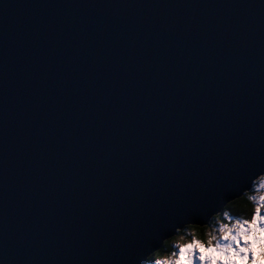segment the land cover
<instances>
[{
	"label": "water",
	"instance_id": "water-1",
	"mask_svg": "<svg viewBox=\"0 0 264 264\" xmlns=\"http://www.w3.org/2000/svg\"><path fill=\"white\" fill-rule=\"evenodd\" d=\"M262 144L264 0H0L7 260H125Z\"/></svg>",
	"mask_w": 264,
	"mask_h": 264
},
{
	"label": "snow or ice",
	"instance_id": "snow-or-ice-1",
	"mask_svg": "<svg viewBox=\"0 0 264 264\" xmlns=\"http://www.w3.org/2000/svg\"><path fill=\"white\" fill-rule=\"evenodd\" d=\"M262 174H264V144L256 149L250 148L242 157H238L237 162L228 171L224 179L216 182L210 188L201 189L198 196L189 204L181 205L176 212L161 217L136 241L128 258L122 261H111L110 264H152L153 256L160 250L161 243L165 244V241H171L172 237L175 236L174 234L183 228L187 222L199 220L205 209H208L204 215V219H207L212 212L217 211L218 206L224 205L225 202L231 204V202L242 198L240 193L243 189L250 187L254 180ZM217 198H220L219 205L209 208ZM252 215L264 217V208H261L258 213L255 209H251L250 217ZM259 226L264 228V220L259 221ZM245 228H247L246 224ZM214 243L220 247H231L240 251L242 247H248L250 242L246 241L235 228H232L228 236L221 234L220 237H216ZM3 246L4 235L0 231V264H18L16 261L7 260L3 255ZM248 255L251 258L252 253L249 252ZM192 261L193 264H201L199 253L195 249L192 250ZM21 264H31V262L24 261ZM68 264H81V262L69 261ZM86 264H94V262L89 261Z\"/></svg>",
	"mask_w": 264,
	"mask_h": 264
},
{
	"label": "clouds",
	"instance_id": "clouds-1",
	"mask_svg": "<svg viewBox=\"0 0 264 264\" xmlns=\"http://www.w3.org/2000/svg\"><path fill=\"white\" fill-rule=\"evenodd\" d=\"M240 200H247L248 203L243 207L255 209L257 213L264 208V174L255 179L254 193H245ZM240 200L233 201L231 204H239ZM223 216L225 220L231 222H223L220 214L217 213L215 221L219 223V233L228 236L230 230L235 228L246 241L250 242L248 247H242L240 251H236L231 247L217 246L213 243L217 237L215 227L209 231L207 226L201 229L198 225L189 224L184 230L185 234H179L181 232L179 229L178 234L172 237L171 241H165V245H173V250L166 254L158 250L154 254V264H193V249L198 251L201 264H264V228L259 226V221L264 220V217L252 215L247 219H233L227 211L223 213ZM201 232L205 237L203 242L200 239ZM188 236L191 239H188ZM249 252L252 253L251 258H249Z\"/></svg>",
	"mask_w": 264,
	"mask_h": 264
},
{
	"label": "trees",
	"instance_id": "trees-1",
	"mask_svg": "<svg viewBox=\"0 0 264 264\" xmlns=\"http://www.w3.org/2000/svg\"><path fill=\"white\" fill-rule=\"evenodd\" d=\"M246 193H249V194H253L254 193V189L253 187L251 188V190L247 191ZM245 195V193L242 195V197ZM240 200V199H239ZM248 203L247 200H240V203L239 204H226V206L224 207V209L219 213L221 218L223 217V213L225 211L228 212V214L230 215V217L232 218H250V211L251 209L250 208H246V207H243L244 204ZM215 216L214 215L210 221V224L209 225H205V226H199L201 229H203L204 227H208L210 225H212L215 221ZM187 226H185L183 229H181V232L179 234H182L184 229H186ZM178 234V233H177ZM176 234V235H177ZM200 239H205L204 235H203V232H201V236H200ZM172 245L169 244V245H165L163 244L160 248V251L161 253H164L166 250H169V249H172ZM153 259H154V256H153ZM152 259V260H153Z\"/></svg>",
	"mask_w": 264,
	"mask_h": 264
},
{
	"label": "rangeland",
	"instance_id": "rangeland-1",
	"mask_svg": "<svg viewBox=\"0 0 264 264\" xmlns=\"http://www.w3.org/2000/svg\"><path fill=\"white\" fill-rule=\"evenodd\" d=\"M253 189H254V184H253ZM229 216H230V215H229ZM233 219H236V218H233ZM221 220H222L223 222H225V223H230V222H231V221L225 220L224 216L221 218ZM213 227H215V228L217 229V233H216V234H217V238L220 237L221 234L219 233V223L216 222V221H214V223H213L212 225L209 226L208 230L211 231V228H213ZM184 230H185V229H184ZM182 234H185V232L183 231ZM187 238H188V239H191L190 236H188ZM201 241L203 242L204 239H203V240L201 239ZM213 243H214V241H213ZM171 245H172V244H171ZM172 247H173V245H172ZM172 250H173V248H172V249H169V250H166V251H165L164 253H162V254H166V253H168V252H171ZM154 260H155V257H154V259L152 260V264H154Z\"/></svg>",
	"mask_w": 264,
	"mask_h": 264
}]
</instances>
